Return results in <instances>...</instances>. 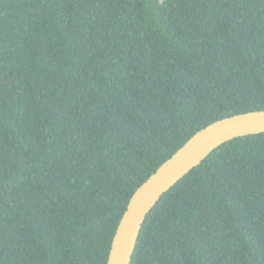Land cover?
Listing matches in <instances>:
<instances>
[{
	"label": "trees",
	"instance_id": "trees-1",
	"mask_svg": "<svg viewBox=\"0 0 264 264\" xmlns=\"http://www.w3.org/2000/svg\"><path fill=\"white\" fill-rule=\"evenodd\" d=\"M264 111V0H0V264H106L194 134ZM131 264H264V133L214 149Z\"/></svg>",
	"mask_w": 264,
	"mask_h": 264
},
{
	"label": "water",
	"instance_id": "water-1",
	"mask_svg": "<svg viewBox=\"0 0 264 264\" xmlns=\"http://www.w3.org/2000/svg\"><path fill=\"white\" fill-rule=\"evenodd\" d=\"M264 133V111L215 121L194 134L138 187L113 235L106 264H131L142 224L159 199L217 147L232 139Z\"/></svg>",
	"mask_w": 264,
	"mask_h": 264
}]
</instances>
